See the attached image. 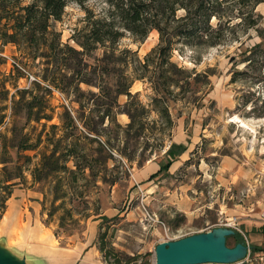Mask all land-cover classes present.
<instances>
[{
    "label": "rangeland",
    "instance_id": "obj_1",
    "mask_svg": "<svg viewBox=\"0 0 264 264\" xmlns=\"http://www.w3.org/2000/svg\"><path fill=\"white\" fill-rule=\"evenodd\" d=\"M31 1L19 0V3L25 5ZM112 11L108 0H70L60 19L51 20L50 24L59 33L62 43L79 49L71 36L85 29L87 12L95 19L110 17ZM255 13L260 16L259 28L264 31V0L255 7ZM235 30L240 35L239 42L229 38L214 47L178 45L172 50L173 63L196 73H207L211 83L208 92L207 86H203L196 94L199 100L187 94L170 104L172 127L157 132L164 127L157 112L150 111L145 120L148 128L156 121L157 131L135 141L125 140L121 132L116 135V130L105 121L103 127L110 130L113 145L131 153L134 159L130 167L125 160L119 161L122 166L119 170H126L125 163L129 167L126 170L128 178L121 174L113 186L98 183L100 212L109 220L96 218L91 211L86 219L80 214L74 216L81 219L80 230H72L71 226L64 227L65 231L58 230L61 211L49 218L47 211L42 212L41 204L52 184L53 189L61 185L59 180L32 182L29 170H25L24 181L14 187L0 218V246L27 264H109L107 260L112 263L116 259L119 264H155L154 247L164 239L206 232L235 220L237 229L234 230L238 235L228 237L226 245L233 247L242 239L248 247L258 246L261 250L254 252L249 248L243 260L232 264H264V234L258 230L264 226V117H257L250 110L256 106L263 111V83L249 74L239 75L234 83L230 82L232 71L244 67L231 60L240 42L250 46L259 42V37L254 29L241 33L238 26ZM158 42L159 34L155 29L142 41L124 31L118 48L136 51L142 58ZM13 62L20 67L15 65L18 71L14 70ZM41 69L39 59L26 62L14 45L0 42V72L8 78V88L12 89L10 83H15L19 89L32 88V82L40 80ZM81 87L87 90L86 86ZM90 89L96 92L95 88ZM130 92H138L143 105L149 102L150 90L141 81H135ZM34 94L41 97V103L46 106L43 111L51 114L52 119H42L39 123L21 121L28 144L40 138L36 150L23 154L33 156L55 146L62 151L64 144L57 146L53 137V132L55 137L62 132L59 128L53 131L51 125H61L62 106L69 110L65 96L53 88L49 94L43 90H36ZM246 99L250 102L244 105ZM67 100L74 115L80 117L78 129L81 130L82 123L90 115L92 102L81 109L79 103L73 102L74 97ZM125 101L123 95L118 98L120 105ZM93 115L97 120L99 112ZM116 119L121 125L129 121L127 115L121 113ZM172 142L185 146V151L168 169L172 175L162 173L154 183L149 182L141 168L160 160ZM80 143L81 148L89 149L85 141ZM139 164L143 165L139 167ZM67 166H72L71 162ZM60 175L66 176L65 173ZM106 176L109 177L110 172ZM84 183L80 182L79 186L87 194L89 208L93 210L97 194L90 183ZM49 205V201L46 202L47 210ZM102 235L105 250L114 249L107 260L99 249Z\"/></svg>",
    "mask_w": 264,
    "mask_h": 264
},
{
    "label": "trees",
    "instance_id": "obj_2",
    "mask_svg": "<svg viewBox=\"0 0 264 264\" xmlns=\"http://www.w3.org/2000/svg\"><path fill=\"white\" fill-rule=\"evenodd\" d=\"M69 1L32 0L21 5L19 0H0L1 44L14 45L26 62L39 59L42 66L40 80L32 82V88L26 89H19L15 83H10L12 89L8 88V78L0 72V218L14 187L24 181L23 172L29 170L32 182L59 180L61 185L53 189L52 184L41 205L42 212L47 211L49 218L61 211L57 222V229L61 231H65L66 226L80 230L81 219L74 216L80 214L86 219L91 211L96 218L109 220L100 212L98 197L101 188L98 183L113 186L121 174L128 178L126 170L134 161L133 155L113 145L110 130L103 127L105 121L116 130V135L121 132L125 140L138 141L157 131L156 121L148 128L149 123L145 120L150 111L157 112L164 127L157 132H163L174 125L170 104L187 94L199 100L196 94L203 86L209 91L211 83L207 73H196L171 61L176 46L214 47L229 38L239 42L236 27L240 26L241 33L254 29L259 42L250 46L240 42L231 60L244 67L232 71L230 82L234 83L239 75L249 74L258 83H263L264 89V31L259 28L260 16L255 13V7L263 0H108L113 8L110 17L94 19L93 14L87 12L85 29L71 36L79 49L62 43L59 33L50 24L51 20L60 19ZM179 11L181 15H178ZM152 29L158 32L159 42L142 58L136 51L118 48L124 31L142 41ZM98 50L101 52L97 55ZM15 68L14 65V70L18 71ZM135 81H141L150 90L146 106L139 100L138 92H130ZM82 85L87 90H83ZM92 87L96 92L90 89ZM51 88L65 96L69 108L62 106L60 126L51 125L53 131L59 128L62 132L58 137L53 132V137L56 145L63 143L64 148L59 151L55 146L33 156L24 155V151L37 149L40 138L28 144L29 138L21 121L39 123L42 119H52L51 114L43 111L46 106L41 103V97L34 94L36 90L49 94ZM122 95L126 101L120 105L118 98ZM70 97H74L73 102L79 103L81 109L92 102L90 115L82 123V131L78 129L80 117L74 115L75 111L68 104ZM248 102L246 99L243 104ZM261 108L263 111L256 106L250 110L257 117H264V99ZM94 112H99L97 120L93 117ZM119 113L127 115L128 123L121 125L117 122ZM81 141H85L89 149L81 148ZM184 151L183 144L172 142L156 161L159 169L150 179L168 174L171 164ZM124 160L129 167L125 163L126 170L121 171L119 161ZM68 162L72 166H67ZM80 182L90 183L95 190V209L89 208L90 202L85 191L80 189ZM47 198L49 210L46 209ZM258 230L264 234V226ZM55 235L58 237L57 232ZM103 235L99 249L106 259L108 254H114V249L105 250ZM237 235L235 230L233 236ZM249 248L254 252L261 250L258 246ZM116 260L107 262L119 264Z\"/></svg>",
    "mask_w": 264,
    "mask_h": 264
},
{
    "label": "water",
    "instance_id": "obj_3",
    "mask_svg": "<svg viewBox=\"0 0 264 264\" xmlns=\"http://www.w3.org/2000/svg\"><path fill=\"white\" fill-rule=\"evenodd\" d=\"M235 230L218 226L178 239L159 242L154 247L155 264H232L243 260L249 252L244 242L233 247L226 245V238ZM0 264H27L17 259L6 247L0 246Z\"/></svg>",
    "mask_w": 264,
    "mask_h": 264
},
{
    "label": "crops",
    "instance_id": "obj_4",
    "mask_svg": "<svg viewBox=\"0 0 264 264\" xmlns=\"http://www.w3.org/2000/svg\"><path fill=\"white\" fill-rule=\"evenodd\" d=\"M176 162V161H175ZM175 162H173L172 164H171V166L175 163ZM158 169H159V166H158V164H157V162H149L147 165H144L143 166V168H141V172L142 173H144V174H147L146 175V177H147V180L149 181V182H153L154 183V180H156V178H154V179H149V177H150V175H152V174H154V173H156L157 171H158ZM169 169H170V167H169ZM171 172H173V171H171ZM168 174H171L172 175V173H169V170H168Z\"/></svg>",
    "mask_w": 264,
    "mask_h": 264
},
{
    "label": "built area",
    "instance_id": "obj_5",
    "mask_svg": "<svg viewBox=\"0 0 264 264\" xmlns=\"http://www.w3.org/2000/svg\"><path fill=\"white\" fill-rule=\"evenodd\" d=\"M13 64L16 65L18 68H20L16 63L13 62ZM65 103H66V101H65ZM223 226H227V227H230L233 229H237L236 224H235V220H230V221H228L227 224H225ZM166 240H171V239L167 238V239H164L163 241H166Z\"/></svg>",
    "mask_w": 264,
    "mask_h": 264
}]
</instances>
